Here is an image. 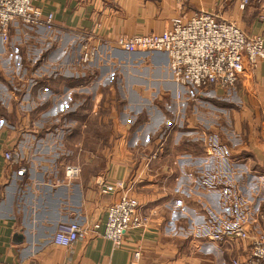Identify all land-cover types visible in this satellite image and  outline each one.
I'll return each instance as SVG.
<instances>
[{
  "label": "crops",
  "instance_id": "obj_1",
  "mask_svg": "<svg viewBox=\"0 0 264 264\" xmlns=\"http://www.w3.org/2000/svg\"><path fill=\"white\" fill-rule=\"evenodd\" d=\"M239 3L38 0L54 14L55 31L26 32L13 23L12 44L0 54H23L30 69L40 63L60 73L24 79L20 93L0 101V264H130L138 250L140 264L245 258L248 241L214 242L210 235L243 222L252 208L241 198H254L255 167L264 154V61L255 68L246 62L231 92L210 87L192 97L185 90L179 99L166 52L116 46L121 36L161 33L176 16L200 11L264 38V0H251L246 9ZM88 36L99 53L83 63ZM25 37L35 46H23ZM32 82L45 87L33 93ZM8 151L19 160H7ZM67 165L81 166V174L68 177ZM119 180L151 215L147 227L129 231L121 246L101 234L71 247L54 244L61 224L70 221L101 222L102 233L107 208L125 190L104 195L101 186Z\"/></svg>",
  "mask_w": 264,
  "mask_h": 264
},
{
  "label": "built area",
  "instance_id": "obj_2",
  "mask_svg": "<svg viewBox=\"0 0 264 264\" xmlns=\"http://www.w3.org/2000/svg\"><path fill=\"white\" fill-rule=\"evenodd\" d=\"M38 0H0V37L10 40V29L14 22L20 21L30 29L45 28L55 31V16L45 13L36 5ZM251 0H240L241 9H246ZM89 36L82 42L80 60L90 63L96 59L99 46L90 42ZM116 46L128 52L145 51L166 52L172 79L178 85L177 97L185 94L195 97L202 89L220 87L231 92L237 85L246 62L253 68L264 61V38L248 36L236 23L220 18L214 12L200 11L192 16H176L170 26L161 33L121 36ZM152 156V155H151ZM7 160H19V153L8 151ZM81 166L67 165L66 174L77 178ZM124 181L103 183L104 195L125 190L121 199L107 208L104 229L101 222L91 227L79 221L61 224L53 242L56 245L71 247L79 239L89 235L101 234L121 246L127 233L145 228L151 222V215L144 212L139 200L130 196L129 187ZM254 212L246 214L243 222L226 226L225 229L211 233L214 242L225 239H239L250 243V251L244 259L234 258L233 264H264V226L257 225ZM248 225V226H247ZM141 251H136L130 264H140Z\"/></svg>",
  "mask_w": 264,
  "mask_h": 264
},
{
  "label": "rangeland",
  "instance_id": "obj_3",
  "mask_svg": "<svg viewBox=\"0 0 264 264\" xmlns=\"http://www.w3.org/2000/svg\"><path fill=\"white\" fill-rule=\"evenodd\" d=\"M14 29L22 30L26 32L35 31L34 29H30L29 27L24 25L22 22L18 24L17 26H15ZM10 40H11V36H10ZM10 40L8 42H4L0 38V49H3L4 47H8L9 45H11L12 43H10ZM19 41H21V38L19 39ZM23 41L24 43H26V45H23V46H29V45H31L32 47L35 46V45L30 44L31 38L29 39L25 37L23 38ZM39 64H37L32 69H30V67L27 66L28 63L25 62L23 54H15V55H11L8 53L0 54V97H1L0 101L2 102L4 99L6 100L7 96L13 93V91L16 94L20 93V90H23L24 88L23 86L24 79L33 80V81L38 80V79L45 80L49 78H55L56 75L60 73L56 69L55 66H52L48 70H46L44 68L39 67L40 66ZM32 83H33L32 84L33 93L38 92L40 87L41 88L45 87L41 84V82H32ZM49 87L51 89L56 88L55 82H51ZM25 88H30V86L27 85ZM98 125H100V127H103L101 124H99V121H98ZM227 127L228 129H231L232 124L230 126L229 122H225V129ZM246 128L249 133V127L246 126ZM225 129H224V133L229 132V130L226 131L227 129L226 130ZM101 136L102 138L103 137L107 138V134H103ZM255 168H256L255 170H256V176H257L256 184H255L256 189L254 191L255 196L254 198H252L251 194L249 196L242 194L241 201L243 200L246 201V204H247V201L250 202V206L252 207L250 212L255 211L254 216L257 221L256 224L264 226V176L262 175L264 172H263L262 166H256ZM244 183L246 186L250 185V183L248 185L247 181H244ZM242 184L243 183H239V187H236V190H239V192L240 191L242 192V190L244 189V188L242 189ZM244 206H246L245 203H244ZM155 217L158 218L159 213H157Z\"/></svg>",
  "mask_w": 264,
  "mask_h": 264
},
{
  "label": "water",
  "instance_id": "obj_4",
  "mask_svg": "<svg viewBox=\"0 0 264 264\" xmlns=\"http://www.w3.org/2000/svg\"><path fill=\"white\" fill-rule=\"evenodd\" d=\"M148 155H150V154H148ZM258 160L260 162V165L264 166V154H261L260 156H258Z\"/></svg>",
  "mask_w": 264,
  "mask_h": 264
}]
</instances>
